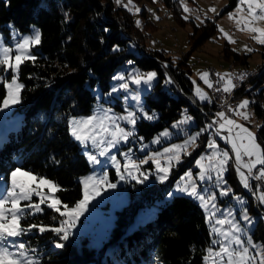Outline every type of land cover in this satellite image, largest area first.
Masks as SVG:
<instances>
[{
    "label": "trees",
    "instance_id": "16d2710c",
    "mask_svg": "<svg viewBox=\"0 0 264 264\" xmlns=\"http://www.w3.org/2000/svg\"><path fill=\"white\" fill-rule=\"evenodd\" d=\"M163 1L178 17L176 1ZM234 3L235 0H229L222 11ZM9 22L20 31L35 25L41 32V43L33 49L36 62L27 61L21 66L18 80L24 87L21 103L14 108L21 113V122L0 143V169L7 174L15 165L52 180L60 188L55 194L62 204L73 205L81 197L77 177L89 169L79 144L70 135L67 118L90 113L94 89L108 91L112 73L120 64L131 61L141 70L154 69L158 74L151 90L144 94L147 109H154L157 116L152 121L140 118L136 123L137 133L145 139L177 118L182 109L191 113L199 125L206 123L204 112L213 108L207 100L199 102L193 96L189 64L146 45L130 12L114 0H0V31L6 35ZM143 23L151 25L147 20ZM214 29V20L193 25L187 39L190 50ZM117 47L119 50L114 51ZM229 53L232 61L246 62L245 54L233 50ZM188 54L186 51L185 58ZM169 79L171 82L166 83ZM250 80L247 89L238 86L233 93L239 96L251 92L250 106L260 126H256L255 135L264 150V63L255 75H250ZM5 93L0 81V101ZM207 135L205 132L198 138L199 146L205 143ZM13 155L19 158L18 162H9ZM225 176L236 189L240 188L233 167ZM166 186L152 187V195L161 197ZM144 203L146 199L130 200L115 210L114 223L97 250L88 245L86 236L80 238V244L67 242L61 249L49 247L48 240L55 238L50 231L45 233L46 248L42 247L44 235L38 232L19 239L37 250L31 254L39 264H201L212 235L198 203L176 194L160 203L152 218L128 231L138 206ZM42 208L44 212L26 217L22 224H56L59 215L46 205ZM248 210L264 213L258 201L253 205L251 196ZM261 220L258 216L253 235L264 246ZM107 247L112 248L107 252Z\"/></svg>",
    "mask_w": 264,
    "mask_h": 264
},
{
    "label": "snow or ice",
    "instance_id": "6c2138e0",
    "mask_svg": "<svg viewBox=\"0 0 264 264\" xmlns=\"http://www.w3.org/2000/svg\"><path fill=\"white\" fill-rule=\"evenodd\" d=\"M116 2L120 4L121 0H116ZM181 2L183 6V0ZM129 4H131V0H129ZM124 6L128 7V5ZM184 10L185 12L189 11L186 6H184ZM209 10L216 12L214 8ZM129 11H131V8H129ZM136 11L139 12L140 9L137 8ZM236 11L237 13L246 12L245 16L236 18L237 29L259 33V35H255L252 38L257 43L264 45V28L251 26L254 22L264 21V0H239ZM65 15L67 16V14ZM187 18L185 16V19ZM196 18L200 19L199 16ZM229 18H234L233 13H229ZM139 24L140 21H137V26ZM220 31L223 32V29H220ZM12 35L15 38L14 48L10 44L5 46L3 42H0V72L8 73L10 76V79L7 76L0 77L3 80V87L6 89V94L0 101V110H8L10 107L21 103L20 92L24 87L18 82L21 66L27 61L36 62L37 56L33 49L41 43V32L36 28L32 30L30 36H21L17 32H13ZM225 36L227 37V34ZM228 39L229 42H234L230 38ZM113 50L118 51L119 49L117 47ZM245 75L241 73L236 79L242 81ZM156 76L157 73L152 71L147 73L130 72L127 77L124 75L115 76L113 77L114 80L122 82L119 84V88L114 87L112 89V93L118 90L128 92V81L137 86H150ZM217 76L219 79L216 84L221 85V87H216L215 90L231 94L237 86L233 82L231 74H217ZM208 77V72L200 74V78L204 83L209 88H213V82ZM170 82V79L166 80V83ZM195 94L201 101L209 99L199 88L196 89ZM131 98L137 102L135 110L129 111L125 108L126 115L117 116L112 112L111 108L98 107L92 115L69 119L70 135L85 148L86 153L89 145L97 153H88L89 163L93 165L99 164L101 161L98 156L105 157L116 168L120 180L126 179V173L128 177L135 180L138 184H142L149 177L148 174L140 172V166L150 160L156 166L154 174L157 181L163 184L168 179L173 161L179 163L182 152L188 155L187 148L189 146L196 147V142L203 133L209 132L212 136L220 137L229 146L232 155H230L229 151L221 149L215 139H209L207 148L211 150L210 154L202 155L195 161L199 172L195 176L191 171L187 172L185 177L181 178L182 181L186 178V182L182 185L178 183L175 191L168 192L167 195L169 198H174L177 193L187 195L199 201L200 206L205 210L206 222L210 224V234L215 236L211 240L212 246L207 249V255L204 256L205 262L212 258L213 264H264V246L255 244L251 238L245 239L243 235L244 228L241 227L239 221L230 218L232 211L224 209L221 213L216 203L217 196L225 197L232 193V189L227 185L224 178L229 167L235 169L239 182L245 189L252 188L250 180L254 179L264 182V150L257 142L256 135L243 124L237 123L236 119L233 118L238 117L244 121H249L251 114L248 112V108L253 102L249 99H244L235 107L228 105L227 113H231V116L223 110L218 111L215 113L211 123H208L194 135H190L183 145H171L170 148H164L165 163L163 165L160 163L162 153H149L143 159L137 161L131 155L133 152L132 148L119 153L125 157L124 163L121 165L116 155H109L110 150L117 148L120 144L129 143L135 136L138 112L144 119L152 120L155 118L154 113L149 114L143 110L138 92ZM125 100L127 101V97H125ZM224 103L226 104L227 102L225 101ZM191 119L192 117L185 116L182 120L176 122L173 127L179 129L181 125L187 124ZM121 121L125 122L126 126H122ZM257 127L259 128L260 126ZM168 135L170 133L165 130L157 139L153 140V143H160L161 138ZM205 159L209 160L207 166L203 163ZM254 169H256L255 172L253 171ZM135 173H139V177ZM20 175L29 176L33 181H38V183L35 187L22 183L17 179ZM204 182L214 185L219 190L218 193L210 192L207 188L201 190L200 184ZM80 183L83 185V197L69 208L68 205L62 204V201L55 196V192L60 191V188L52 181L24 171L19 166L8 171V176L3 182L2 190H0V264H39L34 255L29 254H35L37 251L35 248H30L24 242L17 243L19 238L27 236L34 229L41 234L47 231L54 233V247L56 249L64 248L66 243L70 241L72 230L76 228L80 217L88 211L89 203L100 195L101 187L105 184L108 188L116 187V184L108 182V173L106 171L98 179L94 176H89L81 179ZM41 185L48 186L49 193L47 195L43 194ZM253 195L257 196L259 204L264 205V185L257 184ZM34 196L40 197V199L34 201ZM232 198L238 203H242L240 197L233 196ZM42 205H46L47 209L64 217V219L60 220L59 227L51 228L48 225L35 223L22 224L26 217L44 212ZM61 207L63 211H61ZM218 213L221 214L218 215ZM55 218L53 217V219ZM240 219L248 225L252 224V218L247 214V209H244L243 213H241ZM250 248L253 251H250ZM257 257H260V259L257 260Z\"/></svg>",
    "mask_w": 264,
    "mask_h": 264
},
{
    "label": "rangeland",
    "instance_id": "374dc122",
    "mask_svg": "<svg viewBox=\"0 0 264 264\" xmlns=\"http://www.w3.org/2000/svg\"><path fill=\"white\" fill-rule=\"evenodd\" d=\"M175 1L179 10L178 17L175 15L173 8L171 6H168L163 0H131V4H129V0H121L120 4H117L116 0H114L117 5L122 6L128 12H130L131 17L133 18L136 26L137 21H140V24L137 27L140 29L141 38L146 45L156 47L174 58H179L182 60L184 59V61L189 64V66L191 67L190 77L193 82V96L199 102L204 101H201L198 97H196L195 93L197 88L201 89V91L204 92L208 97L210 96L208 92V86L200 78V74L207 72L209 66H213L218 69L220 68L224 71V73L228 71L229 65H232L235 68L246 69L248 74H250H247L248 77L242 81L240 86H243L247 89L251 85L250 75H255L264 63V55L262 54L264 50V45L257 43L252 38L255 35H259V33H251L247 30L240 31L237 29L236 18L243 17L246 15V12L237 13L236 11L239 0H235V3L230 8L224 11H222V9L228 4L229 0H183V6L181 0ZM124 5H128V7L126 8ZM184 6H186L189 11L185 12ZM129 8H131V11H129ZM137 8L140 9L139 12L136 11ZM211 8L216 9V12L214 13L210 11L209 9ZM142 11H144V14L142 13ZM229 13H233V19L229 18ZM185 16H187L188 18L185 19ZM197 16H199L200 19H197ZM145 20H147L148 22L150 21L151 25L144 26L143 21ZM211 20H214L215 23L214 32L210 36H208L198 47L194 48L193 50H190V43L187 41V39L188 33L192 30V26L210 23ZM201 21H203V23H201ZM7 25L8 35L0 31V42H3L5 46H8L10 44L13 48L15 41V38L12 35L13 32H17L21 36H30L32 34V30L34 28L37 29L35 25H30L28 30L20 31L15 28L10 22ZM251 26L264 28V21L254 22ZM220 29H223V32H221ZM225 34H227V37L225 36ZM228 38H230L234 42H229ZM132 40L134 43L137 42L134 38ZM230 50L237 51L240 54H245L246 62L241 63L239 60H236V62L232 61V55L229 53ZM186 51H189L187 58H185ZM137 71L141 73H147L149 71L156 72L154 69L141 70L137 66L132 64V62H124L120 64L118 67L115 68L112 73L108 91L102 92L98 87L94 89L95 99L92 104L90 113L77 116L71 115L67 118V122L72 117L80 118L92 115L98 107L111 108L112 112H114L117 116L126 115L125 108H127L129 111L135 110L137 102L131 97L137 92L140 95V103L143 105V110L149 114L154 113L156 118V111L154 109H147L144 100V94L151 90L152 85L158 78V74L156 78L152 81L150 86H137L131 84V82L128 81V92H125L124 90H118L117 92L112 93V89L114 87L119 88V84L122 82L119 80H114L113 77L119 75H124L125 77H127L128 73ZM5 76L10 79L8 73L0 72V77ZM0 81L3 82L2 79H0ZM18 82L20 83L19 80ZM262 84H264V80ZM109 93H111V95H109ZM250 93L248 94L247 92H243L239 96H236V94H234L232 91L229 95L233 104L236 106L244 99L251 100ZM125 97H127V101L125 100ZM15 106L16 105L10 107L8 110H0V143L7 138L8 131L15 130L20 125L21 113L14 109ZM218 111L221 110L216 108L206 113V123L197 125L194 116L191 113L187 112L186 109H182L180 115L177 118L171 120L168 125L159 129L148 139L143 138L140 134L137 133V125L135 124V136L130 140V142L127 144H120L117 146V148L111 149L109 155H116L117 160L122 165L124 163L125 157L121 156L119 153L127 151L128 148L133 149L131 155L133 159H136L137 161L143 159L149 153L160 152L162 153L160 157V163L161 165H163L165 163V158L163 155L164 148H170L171 145H183L184 141L190 135H194L195 133L199 132L201 128L205 127L208 123H210V120L215 117V113ZM248 112L251 114L249 121H244L238 117L233 118L236 119L237 123L243 124L255 134V129L257 124L259 123V119L253 113L251 106H249ZM231 115L232 114H230L229 116ZM185 116H190L192 117V119L187 124L181 125L179 129L174 128L173 125L176 122L182 120ZM137 117L138 118L136 120V123L140 118H143L139 112L137 113ZM121 124L122 126H126L125 122L123 121H121ZM165 130H167L170 135L161 138L160 143H153V140L157 139L162 132H165ZM207 134V138L203 145L199 146L197 140L196 147L189 146L187 148L188 155H185L183 152L181 153V161L179 163L173 161V166L170 169L168 179L163 184L157 181L156 176L154 174L156 171V166L150 160L148 161V163L140 166V172L148 174L149 179L147 181L142 184H138L135 180L128 177L126 173V179L120 180L119 176L117 175L116 168L113 167L112 163L108 161L105 157L98 156V159L101 161V163L99 164L93 165L89 163L87 158L88 153L97 154L96 151L91 147V145H89L88 152L86 153L85 148L76 141L79 144L80 149L84 153L89 164V169L85 173L80 174L77 177L79 182L81 181V179L87 178L89 176H94L98 179L106 171L108 173V182L116 184V187L108 188L106 184L101 187L100 195L89 203L88 211H86L84 215L80 217L79 221L77 222L76 228L72 230V235L70 237L69 242L80 244V238L86 236L88 245L94 247L96 250L99 249L103 244V240L107 238L109 230L114 223L115 210L120 209L122 206L126 205L130 200L141 201L146 199V203L138 206L136 214L134 216V220L127 227L128 231L137 227L139 224H142L146 220L152 218L159 204L169 199L167 195L168 192L175 191L178 183L182 185L186 182V178L184 181H182L181 178L185 177V174L187 172L191 171L194 176L197 172H199V168L197 167L195 161L202 155L210 154L211 150L207 148V142L209 139H215L221 149L229 151L230 155H232L229 146L225 144L223 139H221L220 137L212 136L209 132H207ZM18 161L19 158H17L15 155L9 158L10 163H16ZM203 163L207 166L209 164V160L205 159ZM14 167L17 166H12L8 171H10ZM23 170L31 172L30 170L26 169ZM253 171L255 172L256 169H254ZM31 173L33 175H36L33 172ZM111 174L113 175V177L111 176ZM135 174L139 177V173ZM235 175L239 181V177L237 176L236 171ZM7 176L8 172L6 174L4 169H0V190H2L3 182L7 178ZM224 178L227 182V185L232 189V193L229 196L225 197L217 196L216 203L219 209L221 210V213L224 209L231 210L232 216L230 218L239 221L241 227L244 228V238H251L255 244L263 246L262 241L259 238L254 237L253 231L258 216H261L262 218V227L260 228L264 229V213L252 212L251 210H248V196H251L254 205L257 202V196L253 195V191L257 184L264 185V182L257 181L254 179L250 180L252 188H249L250 191H248L243 188L241 184L240 188L236 189L227 180L226 176H224ZM17 179L18 181L25 184H29L33 187H35L38 183V181H33L29 176L20 175L17 177ZM161 185H167L161 197H156L155 195H152L153 191H151V188H158ZM41 188L43 189V194L47 195L49 193L48 186L41 185ZM206 188L209 189L210 192L218 193L219 191L214 185H210L207 182L200 184L201 190ZM81 189L82 194L79 199L83 197L82 184ZM243 190H245V192ZM157 192L158 190L155 189L154 194H157ZM233 196L240 197L242 203H238L236 200H234L232 198ZM39 199L40 197H33L34 201H38ZM194 201H196L200 206L199 201ZM74 204L69 205V208L74 206ZM259 206L264 210V205L259 204ZM201 209L204 213L206 221V212L202 207ZM244 209H247V214L252 218L251 225L246 224L243 220L240 219L241 213H243ZM61 211H63L62 207ZM209 211H211V209H209ZM221 213H218V215H220ZM57 214L59 215V213ZM57 219L58 222L56 224L44 225H48L51 228L59 227V222L61 219H64V217H61L59 215L57 216ZM207 224L210 229V224ZM32 232H38V230L34 229ZM45 233H43L44 238L42 240L43 248H46V239H48L46 238ZM214 238L215 236L212 235L211 240ZM54 240L55 238H51L50 240H48L49 247L55 248L53 243ZM19 242L23 241L19 239L17 243ZM211 246L212 245L210 241V244L206 248L205 255H207V249ZM111 248L112 247H107L106 251H110ZM250 251L253 250L250 248ZM29 254L32 255L31 253ZM102 257L103 259H105V254H102ZM259 259L260 257H257V260ZM148 264L155 263L149 262ZM201 264H213V259L209 258L208 261L205 262L203 258Z\"/></svg>",
    "mask_w": 264,
    "mask_h": 264
},
{
    "label": "built area",
    "instance_id": "2783aa9c",
    "mask_svg": "<svg viewBox=\"0 0 264 264\" xmlns=\"http://www.w3.org/2000/svg\"><path fill=\"white\" fill-rule=\"evenodd\" d=\"M207 72L209 73V78L213 81H216L219 79V77L217 76V74L220 75H224V71L222 69H212L210 67H208ZM242 72H238V71H232V79H234V83L237 85L236 87L240 86V84L242 83V81L244 79H246V77L241 81V80H237L236 77L239 76ZM222 83V82H221ZM216 87H221V85L216 84ZM209 99L207 100L208 105L213 106V108L211 109V111L213 109H219V110H223L227 113V106L228 105H232L233 107H235V105L233 104L231 97L228 93H223L221 92H217L215 91V96H209ZM227 102L226 104L224 102ZM204 112V111H203ZM204 114L206 115V112H204ZM227 114H231V113H227ZM212 120H210L211 123Z\"/></svg>",
    "mask_w": 264,
    "mask_h": 264
},
{
    "label": "bare ground",
    "instance_id": "6f19581e",
    "mask_svg": "<svg viewBox=\"0 0 264 264\" xmlns=\"http://www.w3.org/2000/svg\"><path fill=\"white\" fill-rule=\"evenodd\" d=\"M209 67L212 68V69H218V68L213 67V66H209ZM235 70L238 71V72H242V73L246 74L245 76H247V74H248V72L246 71V69H244V68H235L232 65H229L228 66V71L226 73H224V74H232V71H235ZM211 81L213 82V88H209L208 87V92H209V95L210 96H215L216 83L213 80H211ZM233 82H234V79H233Z\"/></svg>",
    "mask_w": 264,
    "mask_h": 264
},
{
    "label": "water",
    "instance_id": "95a60500",
    "mask_svg": "<svg viewBox=\"0 0 264 264\" xmlns=\"http://www.w3.org/2000/svg\"><path fill=\"white\" fill-rule=\"evenodd\" d=\"M246 190L250 191V189H246Z\"/></svg>",
    "mask_w": 264,
    "mask_h": 264
}]
</instances>
